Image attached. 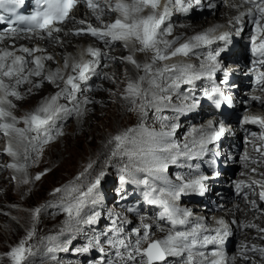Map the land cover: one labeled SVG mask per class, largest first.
Masks as SVG:
<instances>
[{
    "label": "snow or ice",
    "instance_id": "snow-or-ice-1",
    "mask_svg": "<svg viewBox=\"0 0 264 264\" xmlns=\"http://www.w3.org/2000/svg\"><path fill=\"white\" fill-rule=\"evenodd\" d=\"M25 2L26 0H0V10L14 14L15 6L24 5ZM34 3V10L30 14L15 15L14 19L0 14V24H5L6 21L8 24L3 32L10 36L21 32L46 34L51 38L53 33L63 30L60 25L71 20L80 25L87 24L86 28L76 29L75 35H90L106 46L122 42L125 48H131L132 54L123 57V60L132 64L138 71H142L143 75L129 81L123 99L130 103L129 111L139 112L141 123L135 128L120 131L109 139L105 147L108 145L113 147L108 162L110 163L113 158L127 160L119 169L121 183L143 185L145 201L160 209L156 220L169 225L167 234L163 238L153 239L154 227L162 232L165 229L159 223H147L144 222L145 218H142L141 227L132 230L135 234L133 240L124 233L123 224L126 221L118 225L117 221L113 220L111 228L102 233L103 241L99 235L94 236L85 246L74 251L87 253L91 249H97L102 254L100 264H225L224 253L220 248L210 253L204 251L209 245H222L225 238L230 235L224 221L219 220L218 227L209 229L202 219H192L191 210L182 208L177 203L182 194L203 195L204 181L207 177L189 172L187 175L176 174L173 180L168 175L170 165L180 166L181 158L192 160L205 153L208 150L207 145L223 135V127L216 131L211 122L208 124V129H213L212 131L193 127L187 134L186 142L181 145L174 139L178 125L173 123L169 126L168 117L157 116L162 129H168L159 132L149 130L143 121L150 109L159 113L170 107L171 93L179 89L181 84H193L194 81L205 76L214 77L221 67L217 57L224 49L219 47L214 49L212 46L218 41H223L225 45L231 43V33L217 34V27H213L189 36L183 43L179 42L180 37L168 39L167 37L172 36V26L168 22L173 13L175 11L187 13L191 8V0H114V2L113 0H34ZM195 3L200 4V0H195ZM80 4L86 5L101 22L100 27L93 26L85 20H75L72 13ZM243 5H248L247 11L234 17L235 24L238 25L236 34L240 35L245 31L246 21L252 26L249 35V51L253 58L251 62L254 68H264V0H242L241 6ZM208 7L215 8L216 5L209 3ZM113 13L117 14V18L111 23H104L102 17ZM3 39L4 36L0 35V40ZM201 49L207 50L204 56L207 63H201L200 71H197L191 63H167L176 57L204 55L200 52ZM18 51L23 55L16 54V51L0 49V134L8 138L5 152L13 158V162L7 167L21 173L22 183L27 184L29 182L27 169L30 166L32 153H42L44 145L51 143L56 136L63 135L62 131L56 129V121L61 118V114H68L71 111L80 112L78 103L73 109H69L58 101L62 98L69 102L77 101V95L86 90L82 85L96 74L103 53L100 48L90 46L86 49V54L91 59H85L83 53L79 60H74L71 64L65 59L63 67L70 68L72 73L65 78L59 68L50 71L47 75L44 74V61H50L53 57L34 55L36 52L44 51L43 49L21 47ZM135 53H151L150 60L141 63L135 58ZM31 77H43L49 83L63 81L64 87L42 101L33 111L23 117H17L12 111L17 106L10 97L16 100L23 99L18 88L26 83H32ZM255 82L264 86V71L257 72ZM34 86L39 88L42 84L38 83ZM219 92V87H213L210 92L206 91L205 95L211 98L213 94ZM252 99L260 100V97L254 96ZM84 103L90 101L85 99ZM216 104L219 107V101H216ZM188 107H195V103ZM243 122L257 125L262 130L259 138L264 140V116H245ZM21 123L24 126L18 127ZM54 131L55 135H53ZM257 151H260V148H257ZM94 163L89 162L84 171L76 177V181H82L89 175ZM191 167L189 165V168ZM140 173L144 174L143 178H138L137 174ZM41 175H36L35 179L40 180ZM105 175V171L101 170L94 180L86 185L70 183L63 188L54 189L53 195L64 194L60 206L68 217L65 222L66 227L61 229V234L79 231L80 224L93 225L100 219L99 212H93L86 218L82 213L87 205H95L98 202L94 194ZM252 184L261 187L259 199L264 202V184L255 180ZM240 187L241 185L238 184L237 188ZM252 203L255 206V201ZM41 211L40 207L33 210V220L39 218ZM259 231L264 232V229ZM34 234V229L29 231L27 236L7 253L12 264H29L33 247L28 241ZM260 238L264 239V237ZM49 239L56 241L55 237ZM71 243V238L62 243L55 242L48 248V252H67ZM105 244L114 250V255H107ZM242 249L244 252L251 251L264 258V247L254 244L249 248L247 245H242ZM105 255H107L106 259ZM243 258L249 259L246 255ZM51 259L56 261L57 257L52 255Z\"/></svg>",
    "mask_w": 264,
    "mask_h": 264
},
{
    "label": "bare ground",
    "instance_id": "bare-ground-1",
    "mask_svg": "<svg viewBox=\"0 0 264 264\" xmlns=\"http://www.w3.org/2000/svg\"><path fill=\"white\" fill-rule=\"evenodd\" d=\"M209 3H214L216 7L209 8ZM198 5L195 0H191V8L187 13L179 11L173 13L168 22L172 26V36L167 38L180 37L179 42L183 43L189 36L213 27H217V34L220 32L231 33V43L225 45L223 41H218L212 47L224 49L217 57L218 62H222L223 65L221 78L225 79L226 75H230L227 80L232 82L227 87L232 90L231 94L235 96L232 105L235 111L241 115L236 118L235 112L231 113L229 122H226L229 129L225 130V134L221 135L219 139L207 145L208 150L204 155L205 162L210 161L211 153L216 150L220 165L224 167L223 172L218 173L216 178H213L215 175L212 171H207V168L199 172L197 161L186 158H181L180 166L170 165L168 175L173 180H175L176 174L187 175L189 172L207 177L204 181L205 191L203 195L186 193L182 194L180 200L177 201L180 207L191 210L193 220L202 219V222L209 229H215L219 226L217 222L223 220L230 232L222 245H209L204 251L210 253L212 250L220 248L224 253L225 264H253V261L255 264H264V258L259 254L251 251L244 252L242 249V245H247L249 248L254 244L264 247V239L260 238L264 237V232L259 231V229H264V202L259 199V193L262 189L259 185L252 184L254 180L264 184V155H262L264 153V140L259 138L262 130L257 125L242 123L245 116H264V103H262L264 101V86L257 85L255 82L257 72L264 68H254L251 62L253 59L251 53L246 49L249 44L247 37L251 34L252 26L246 21L245 31L242 35H237L236 28L238 25L235 24L234 20V17L241 12L247 11L244 7L248 5L241 6L242 0L239 4H236L235 0H200L202 6L201 8L198 7L200 10L197 9ZM238 9L240 13H237ZM205 11L209 14L201 19L193 20L196 13ZM72 15L76 21L80 20L79 17H81L82 20L91 23L93 26H101V22L84 4L78 5ZM116 18L117 14L115 13L102 17L104 23H111ZM86 26L87 24L83 26L70 20L64 25H60L63 30L59 33H53L51 38L46 34L35 33H19L10 36L0 29V35L4 36V39L0 40V49L16 51V54L23 55L18 51L21 47L39 48L44 51L36 52L34 55H51L53 57L50 61H44L45 75L59 68L67 78V75L72 73L70 68L64 69L65 59L71 64L74 60H79L82 53L85 59H91L86 54L87 41H93L97 48L108 50L107 52L101 50L103 55L96 69V74L86 84L82 85V88L86 90L77 95V101L69 102L63 98L58 101L59 104L65 105L69 109H73L78 103L79 110L83 114L81 115L77 111L61 114V118L56 121V129L62 131L63 135L56 136L51 143L44 145L42 153H32L29 161L30 166L27 169V179L29 180L27 184L22 183L21 173L12 169L14 176H11L3 168V163H12L13 158L5 157L8 138L0 134V242H3L0 243V259L9 257L7 253L18 245L16 241L10 240V229L17 230L15 223L3 213L4 211L22 223H26L27 217L33 213L34 207H40L45 202L58 198L59 193L52 196L54 189L63 188L70 183H83V179L76 181V177L83 172V164L87 166L89 162H92L90 156L83 155V135L85 136L83 131L87 132L85 140L89 147H96L97 149L96 143L100 136L95 123L98 119L106 123L104 134L107 136L99 140V150L101 146L108 144L113 135L128 128H135L141 123L139 112L129 111L131 105L123 99L124 90L129 81L136 80L140 75H143L142 71H134L130 64L123 61V57L132 54L131 48H125L122 42L106 46L90 35L74 34L76 29L86 28ZM200 52L204 55L188 58L176 57L167 63H191L197 71H200L201 63H207L204 59L207 50L201 49ZM150 57L151 53H135V58L141 63L149 61ZM29 67H34V65H29ZM230 69L231 72L228 73L227 71ZM241 72L247 73L248 76L246 77ZM221 78L217 80L219 81ZM30 79L32 83H26L18 88L23 99L16 100L14 97H10L17 106L12 109L17 117H23L33 111L42 101L55 95L64 87L63 81L49 83L43 77H31ZM38 83L42 84L39 88L34 86ZM210 84L211 82L206 76L194 81L193 84H181L179 89L171 93L170 107L159 113L154 109L148 111V115L143 121L145 127L157 132L168 130L162 129L161 123L157 119V116H166L169 126L173 123L178 125L174 139L179 141L181 145L186 142L187 134L193 127L212 131L213 129H208V122L213 121V119L210 116L205 117V115L207 111L213 108L206 105L205 100L208 96L205 95V92L218 86ZM249 84L252 89L248 96L235 88L236 85L248 86ZM29 89H31L30 92ZM219 89V93L225 94L224 89L220 87ZM250 95L260 97V100H253ZM85 99L90 103H84ZM107 100H110L112 104L115 102L113 112L110 110L112 104H107ZM194 103L195 107H188ZM164 113L168 115H164ZM108 122L110 123L108 124ZM23 126L22 123L18 125V127ZM220 128L217 127L214 130L219 131ZM53 135H55V131ZM244 135L245 138H248L247 140L241 138ZM218 145L221 146L220 149H217ZM112 147V145H108L106 148L111 149ZM257 148H260V151H257ZM224 157L226 158L224 159ZM111 161L116 163L119 173V169L127 162L126 159L121 161L119 158H113ZM189 165L192 167L189 168ZM38 174H42L40 180L35 179ZM224 184H230V186L228 188L222 187ZM238 184L241 185L240 189L237 188ZM140 186L141 189L136 187L137 190L131 192L126 202L131 199L135 204L139 203L140 210L146 208L152 213L159 211V208L157 209L156 206L149 205L145 201L144 186ZM236 201L238 204H234ZM252 201H255V206ZM202 217H205L206 220L204 221ZM123 219L127 220L128 217ZM141 222L142 219L139 220L136 228L141 227ZM144 222L159 223L165 229L162 232L154 227L152 230L153 239L163 238L167 234L169 225L154 218H145ZM248 225H255V227H248ZM27 230L28 232L32 231L30 226L27 227ZM130 237L133 236L130 235ZM5 239H9V243H5ZM132 239L134 240V238ZM245 255L249 259H244Z\"/></svg>",
    "mask_w": 264,
    "mask_h": 264
},
{
    "label": "rangeland",
    "instance_id": "rangeland-1",
    "mask_svg": "<svg viewBox=\"0 0 264 264\" xmlns=\"http://www.w3.org/2000/svg\"><path fill=\"white\" fill-rule=\"evenodd\" d=\"M239 2L240 0H235L236 4H239ZM198 7L201 8L202 6L199 4L197 6V9H199ZM237 13H240L239 9ZM208 14L209 12L207 11L196 13L193 20L201 19ZM79 19L82 20L81 17H79ZM240 35H242V33ZM247 40L249 41V36L247 37ZM86 44L88 45V47L91 46L97 48L94 45L93 41H87ZM101 50H105L106 52L108 51L107 49H101ZM125 62L128 63L127 61ZM130 65L134 71H137V69L132 64ZM259 70L261 71L264 69H259ZM241 73L244 74L243 72ZM244 75L246 77L248 76L247 73H245ZM235 88H237V90H239L240 92H243L245 96H248L249 92L252 89V86H250V84L248 86L236 85ZM250 97H254V95H250ZM107 104L111 105L112 103L110 100H107ZM114 104L115 102L111 105L110 108L112 112H113ZM164 115H168V114L164 113ZM238 115L240 116L241 114L238 113ZM181 122L183 121L181 120ZM109 123L110 122H108V124ZM95 125L97 130L99 131V136H100V138H98V141L96 143L97 149L96 147L95 148L89 147V145L85 140L87 132L85 133L83 131V134H85V136L83 135V155L87 154V156L91 157L92 162H95L93 169L90 170L89 175L83 178V184L86 185L91 180H94L95 176L98 175L101 170L105 171L106 175L101 180V185L94 194L98 202L95 205L92 204L87 205L82 215H84L86 218V216L91 215L93 212H99L100 219L96 222V224L93 225L80 224L78 226L79 231L74 230L70 233L64 232L63 234H61V229L66 227L65 222L68 219L67 214L63 211L62 207L60 206L61 205L60 199L63 196V193H59L57 196L58 198L51 199V201L49 200L45 202L44 205L42 204L43 206L42 205L40 206L42 211L37 220H33L32 218L33 213H32L27 217L26 223H22L18 219L14 218L11 214L5 211L3 212L10 219H12V221L15 223V227L17 228V230L10 229L11 232L10 240H14L19 244V242L27 236L28 233L27 227L30 226L32 230L34 229L35 231L34 236L32 237L31 240L28 241V243L33 247V255L29 257V264H58V262L59 264H100L102 254L99 253L97 249H91L87 253H77L74 251V249L85 246L88 243L89 239L97 235H99L101 240L103 241L104 236L102 235V233L107 232L111 228L113 220H116L118 225L126 221V223L123 224L124 233L125 235L128 236L132 235L133 236L132 238L134 239H135V234L133 233L132 230L138 226L140 219L154 218L156 220L157 213L160 210L159 211L157 210V212H154L155 213L154 214L152 213V211L146 210V208H142L140 210L141 207L139 203L135 204V202H133L131 199H129V201L126 202L128 200L127 197L131 194V192L133 190H137L136 187L141 189L140 188L141 186L130 182L123 184L121 183L120 181L121 173L118 172L116 163L112 161L110 163L108 162V157L110 155L111 149L106 148L105 146H101V148L98 150L100 146L99 140L107 136L106 134H104L105 132L104 128L106 126V123L103 122V120L98 119ZM245 135L241 138L247 140L248 138H245L246 137ZM5 157L8 159L11 158L7 154L5 155ZM225 158L226 157H224V159ZM7 165L8 163H3L2 166L5 170H7L11 174V176H14L13 172L11 171L12 169L8 168ZM85 168L86 166L83 164V171ZM143 176L144 174H139L138 178H143ZM229 186L230 184L222 185V187L225 188H228ZM55 195L52 194V196ZM230 201L234 202L233 200ZM234 204H238V201H236V203ZM35 208L37 207H34L33 210ZM124 217H128V219L125 220L123 219ZM202 218L204 219V221L206 220L205 217ZM162 223L167 224L166 222H162ZM208 226L211 225L208 224ZM109 235H111V233H109ZM50 237H55L56 241L50 240L49 239ZM68 238L72 239V243L69 245V250L67 252H59V251L55 253L48 252V248L52 247L55 242L62 243ZM4 242L9 243V239L8 240L5 239ZM104 247L106 248L107 255H114V250L110 249L106 244L104 245ZM52 255H55L57 257L56 261H53L51 259ZM107 255L104 256L105 259L107 258ZM0 264H12L10 257L1 258Z\"/></svg>",
    "mask_w": 264,
    "mask_h": 264
}]
</instances>
